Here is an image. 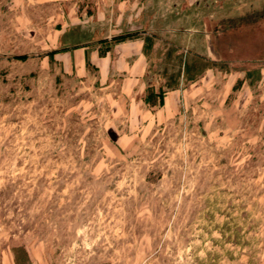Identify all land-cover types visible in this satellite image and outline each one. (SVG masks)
Returning a JSON list of instances; mask_svg holds the SVG:
<instances>
[{
	"label": "rangeland",
	"instance_id": "rangeland-1",
	"mask_svg": "<svg viewBox=\"0 0 264 264\" xmlns=\"http://www.w3.org/2000/svg\"><path fill=\"white\" fill-rule=\"evenodd\" d=\"M135 42L128 91L126 63L57 57L112 64ZM17 263L264 264V0H0V264Z\"/></svg>",
	"mask_w": 264,
	"mask_h": 264
},
{
	"label": "crops",
	"instance_id": "crops-1",
	"mask_svg": "<svg viewBox=\"0 0 264 264\" xmlns=\"http://www.w3.org/2000/svg\"><path fill=\"white\" fill-rule=\"evenodd\" d=\"M134 46L133 50L127 54L123 50L115 51L113 56L114 63L111 64V53L99 54L98 48L93 46H81V47H66L62 52L57 54L58 59L61 61V66L65 72H81L85 69V63L87 59L92 64H95V67H98L99 73L105 77H108L110 74L117 71L116 63L123 64L126 63V68H123L121 71H125L123 74V91L132 90L134 84H136L139 79L143 76L144 69L142 68L143 54L140 46L135 43L123 44ZM56 57V56H55ZM124 73V72H122ZM179 90H173L164 94L162 99V105L158 110L166 107V102H177L179 98Z\"/></svg>",
	"mask_w": 264,
	"mask_h": 264
},
{
	"label": "trees",
	"instance_id": "trees-1",
	"mask_svg": "<svg viewBox=\"0 0 264 264\" xmlns=\"http://www.w3.org/2000/svg\"><path fill=\"white\" fill-rule=\"evenodd\" d=\"M208 64H211L210 62H206L204 65L205 66H208ZM159 94V93H158ZM157 94V95H158ZM162 94H164V91L162 92ZM160 95V94H159ZM144 102L145 103H150V95L149 96H147L145 99H144ZM162 101L160 100L157 104H152L153 105V107H156V108H159V107H161V105H162ZM15 263H16V259H15ZM18 264V263H17Z\"/></svg>",
	"mask_w": 264,
	"mask_h": 264
}]
</instances>
